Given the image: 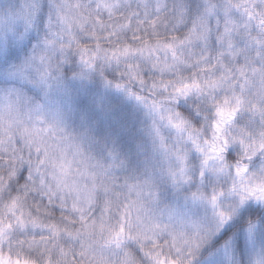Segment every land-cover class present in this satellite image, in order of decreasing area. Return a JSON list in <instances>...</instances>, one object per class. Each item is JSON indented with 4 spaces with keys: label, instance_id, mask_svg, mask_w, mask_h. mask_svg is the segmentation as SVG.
Returning <instances> with one entry per match:
<instances>
[{
    "label": "clouds",
    "instance_id": "1",
    "mask_svg": "<svg viewBox=\"0 0 264 264\" xmlns=\"http://www.w3.org/2000/svg\"><path fill=\"white\" fill-rule=\"evenodd\" d=\"M22 2L0 0V12ZM176 2L167 0L168 32L175 25ZM37 3L39 11L29 23L0 29V218L14 228L3 243V254L46 264L41 249L20 243L32 233L16 228V216L9 214L13 205L17 215L37 216L45 223H63L65 215H72V197L57 187L51 153L45 158L43 150L37 151L40 141L30 142L23 134L25 127H45L58 114L64 133L43 136L45 144L54 148L67 133L96 160L111 163L112 152L120 165L97 181L109 190L99 189L92 205H85L89 223L104 226L95 234L101 243L109 228L124 229L120 247L106 251L109 264H156L157 259L255 264L264 258V201L249 196L240 202L247 195L244 188L264 185V119L251 110V105L264 107V102L255 91L241 90L238 76L209 88L205 78L219 79L223 70L212 61L211 70L201 72L195 66L198 46L191 55L184 53L186 63H175L165 72L160 68L174 62L162 50L158 56L145 52L119 63L105 62L103 56L117 44L141 46L131 41V33L110 43L101 40L102 51L88 67L83 48L91 57L96 42L77 28L71 34L66 31L60 19L68 12L65 0ZM185 31L181 26L176 34ZM165 35L162 28L161 37ZM129 63L136 78L129 73ZM193 79L200 80V91H177ZM116 83L143 100L130 99ZM234 94L241 95L244 104L221 123L216 109ZM181 170L187 179H180ZM193 193L205 198L195 199ZM213 195H218L216 207L210 203Z\"/></svg>",
    "mask_w": 264,
    "mask_h": 264
},
{
    "label": "snow or ice",
    "instance_id": "2",
    "mask_svg": "<svg viewBox=\"0 0 264 264\" xmlns=\"http://www.w3.org/2000/svg\"><path fill=\"white\" fill-rule=\"evenodd\" d=\"M64 7L68 12H62L60 19L64 22L66 31L71 34L72 29L77 28L96 42L97 52L91 57L86 55L87 49L83 48L82 59L88 67L93 66L99 51H102L101 40L110 43L114 37L126 36L129 33L131 41H139L141 46L137 47L131 42L117 44L105 53V62L119 63L122 59L127 60L130 56L143 55L145 52L149 56L154 53L158 56L162 50L174 62H166L160 68L161 72H165L175 66V63H186L187 57L184 53L187 51L191 55L192 47L198 46L201 52L195 57V66H199L201 72L210 71L212 61L223 70L219 79L206 77L204 84L215 89L230 77L236 80L238 76L236 83L240 89L254 90L257 98L264 102V0H201V3L195 5L188 4L186 0H177L173 5L175 25L171 32H168L167 0H65ZM73 9L79 10L78 13L71 14ZM38 11L37 0H24L17 7L0 12V29L11 31L21 22L29 23L30 16H34ZM181 26L186 31L178 35L176 30ZM162 28L167 33L163 38ZM72 39L75 37L72 36ZM127 67L131 77L136 78L134 66L129 63ZM19 75L23 76V72H19ZM81 76L83 77L84 73H81ZM140 83H143L142 79ZM106 86H111V82H106ZM115 88L125 91L130 99L143 100V97L128 91L122 83H116ZM192 89H202L199 79L184 83L177 91L186 93ZM243 104L241 95L225 97L224 102L216 109L220 122L231 120ZM251 110L260 113L264 119V107L253 104ZM169 121L172 122L171 117ZM60 123L59 115L53 114L47 126L33 124L30 128L25 127L23 134L30 142L40 141L37 151L43 150L45 158H49L51 153L50 162L57 187L72 197V215H65L62 218L63 223H45L37 216L30 215L25 219L23 213L17 215L14 205L9 209V214L16 216L17 229L23 232L31 230L32 234L27 241L20 243H27L29 248L41 249L46 264H109L106 251L112 247H120L124 229L121 227L116 231L109 228L108 236L101 243L95 239V234L97 227L103 232L104 226L89 223L85 205H92L99 189L102 188L105 192L109 190L106 184L97 181L101 176L109 174L112 168L120 165L116 163V156L112 152L108 154L111 163L105 164L96 160L91 154L84 152L80 143L74 139L69 140L70 134L67 133L64 134L62 142L54 148L45 144L43 136L64 133ZM260 147L264 149V142ZM180 179H187L182 170ZM243 190L247 195L240 197L241 204L249 196L264 201V185H252ZM193 197L205 198L197 193H193ZM217 201L218 195H213L210 203L216 207ZM60 207L65 208L66 203H62ZM220 216L223 221L224 214L220 213ZM77 223L79 227H76ZM13 230L11 221L5 223L0 218V264H36V261L31 259L21 260L17 257L13 260L11 255L3 254V243ZM156 264L178 262L157 259ZM255 264H264V258L257 259Z\"/></svg>",
    "mask_w": 264,
    "mask_h": 264
}]
</instances>
